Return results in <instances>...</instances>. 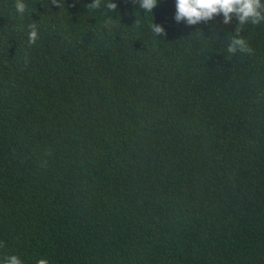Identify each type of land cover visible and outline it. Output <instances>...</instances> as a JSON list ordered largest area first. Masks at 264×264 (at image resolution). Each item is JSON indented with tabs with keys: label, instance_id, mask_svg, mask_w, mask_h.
Returning <instances> with one entry per match:
<instances>
[{
	"label": "trees",
	"instance_id": "obj_1",
	"mask_svg": "<svg viewBox=\"0 0 264 264\" xmlns=\"http://www.w3.org/2000/svg\"><path fill=\"white\" fill-rule=\"evenodd\" d=\"M24 2L0 0V264H264V23L231 55L235 17L175 0Z\"/></svg>",
	"mask_w": 264,
	"mask_h": 264
},
{
	"label": "clouds",
	"instance_id": "obj_2",
	"mask_svg": "<svg viewBox=\"0 0 264 264\" xmlns=\"http://www.w3.org/2000/svg\"><path fill=\"white\" fill-rule=\"evenodd\" d=\"M138 2L145 12L153 13L159 0H138ZM52 4L61 6L59 0H52ZM13 6L21 17L28 11V5L24 0H15ZM87 6L90 9H99L101 0H93ZM105 7L107 10L115 11L117 4L113 0H109ZM175 7V20L178 23L186 22L189 26L210 21L220 15L223 17V22L228 24L235 17L238 20L236 35H232L230 43L227 45V52L231 55L238 52L247 55L253 53V49L241 36V33L247 24L260 25L264 23V0H175ZM150 28L156 36L166 35L165 29L161 25L153 23ZM39 38L37 25L29 24L28 45H35ZM3 264H23V261L17 255H10L4 257ZM38 264H48V261L40 259Z\"/></svg>",
	"mask_w": 264,
	"mask_h": 264
}]
</instances>
